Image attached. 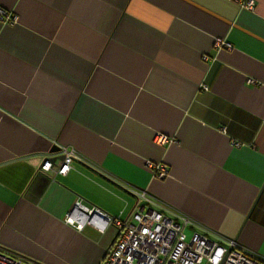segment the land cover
Segmentation results:
<instances>
[{
    "label": "crops",
    "instance_id": "obj_1",
    "mask_svg": "<svg viewBox=\"0 0 264 264\" xmlns=\"http://www.w3.org/2000/svg\"><path fill=\"white\" fill-rule=\"evenodd\" d=\"M246 2L0 0V249L101 264L118 228L68 217L143 208L264 264V0ZM56 146L80 157L66 175L41 171Z\"/></svg>",
    "mask_w": 264,
    "mask_h": 264
},
{
    "label": "built area",
    "instance_id": "obj_2",
    "mask_svg": "<svg viewBox=\"0 0 264 264\" xmlns=\"http://www.w3.org/2000/svg\"><path fill=\"white\" fill-rule=\"evenodd\" d=\"M254 0H247L246 8L253 9ZM2 22H13L15 19L6 11L0 9ZM216 47L230 49L231 45L218 40ZM207 58V57H205ZM164 136H158L157 142H164ZM64 159L55 166L46 159L41 166L44 173L54 172L66 175L71 170V162L80 159L72 149H62ZM148 166L155 171L157 179L169 176L166 165ZM140 199L152 202L145 192H134ZM79 206V205H78ZM72 213L67 221L76 225L80 230L84 224L78 222ZM93 221L89 225L102 229V225L114 224L118 228V235L113 245L109 248L101 264H263L242 249L235 241H227L226 244L209 239L202 232H194L188 239L185 227L193 224L190 221L179 223L156 210L140 209L132 216V221H123L120 218L110 217L97 209H88ZM0 264H37L24 257L0 249Z\"/></svg>",
    "mask_w": 264,
    "mask_h": 264
},
{
    "label": "water",
    "instance_id": "obj_3",
    "mask_svg": "<svg viewBox=\"0 0 264 264\" xmlns=\"http://www.w3.org/2000/svg\"><path fill=\"white\" fill-rule=\"evenodd\" d=\"M54 152H61L62 153V149L56 146V147H54ZM61 157H62V159H64V155H62ZM79 209H80V207H76L75 210H74V213L79 215V216H81V221H83L85 223L93 221V216L92 215L89 216V214L87 212H85V211H83L85 213L84 215L80 214V213L77 212V210H79Z\"/></svg>",
    "mask_w": 264,
    "mask_h": 264
},
{
    "label": "rangeland",
    "instance_id": "obj_4",
    "mask_svg": "<svg viewBox=\"0 0 264 264\" xmlns=\"http://www.w3.org/2000/svg\"><path fill=\"white\" fill-rule=\"evenodd\" d=\"M187 237H188V239H190V237H191V233H189V231L187 232Z\"/></svg>",
    "mask_w": 264,
    "mask_h": 264
}]
</instances>
